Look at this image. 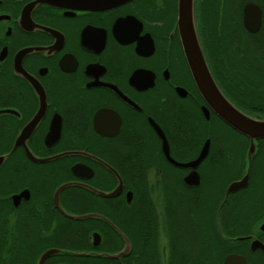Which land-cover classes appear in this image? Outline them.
<instances>
[{"label": "flooded vegetation", "instance_id": "af4514ba", "mask_svg": "<svg viewBox=\"0 0 264 264\" xmlns=\"http://www.w3.org/2000/svg\"><path fill=\"white\" fill-rule=\"evenodd\" d=\"M202 61L264 120V0H0V264H264V138Z\"/></svg>", "mask_w": 264, "mask_h": 264}, {"label": "water", "instance_id": "95a60500", "mask_svg": "<svg viewBox=\"0 0 264 264\" xmlns=\"http://www.w3.org/2000/svg\"><path fill=\"white\" fill-rule=\"evenodd\" d=\"M249 7L250 6H247L246 8ZM179 9L181 15L185 13L187 14L188 12L190 13L192 9V0H179ZM202 65L203 69H201V67L195 66V78L200 91L203 94L207 93L210 96L211 101L215 105L214 109L217 115L226 124H228L232 129H234L238 133L249 138L250 151H252L254 147V140L264 138V120H256L253 118L246 117L245 115L231 107L230 103L226 99H224L219 93L216 85L208 74L203 61ZM245 178L238 182L230 184L228 187V191L234 190L244 185ZM262 229H264V223L262 224ZM253 245L254 242H252V247ZM257 245L264 251V245L260 243H257ZM257 245H255V247H257ZM48 254L49 252L44 254V256ZM223 264H245V261L244 257L241 255L229 254L224 258Z\"/></svg>", "mask_w": 264, "mask_h": 264}, {"label": "trees", "instance_id": "16d2710c", "mask_svg": "<svg viewBox=\"0 0 264 264\" xmlns=\"http://www.w3.org/2000/svg\"><path fill=\"white\" fill-rule=\"evenodd\" d=\"M212 252H218V254H219V256L222 258V256L224 255V253L223 252H221L220 250H216V251H212ZM211 252V253H212ZM92 261V260H91ZM91 261H89V262H91ZM98 264H108L107 262H105V261H103V262H101V261H99V263Z\"/></svg>", "mask_w": 264, "mask_h": 264}]
</instances>
